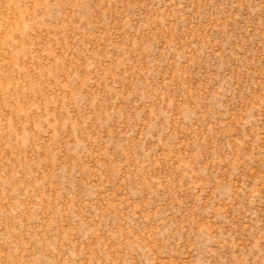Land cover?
I'll list each match as a JSON object with an SVG mask.
<instances>
[{"label":"rangeland","instance_id":"374dc122","mask_svg":"<svg viewBox=\"0 0 264 264\" xmlns=\"http://www.w3.org/2000/svg\"><path fill=\"white\" fill-rule=\"evenodd\" d=\"M0 264H264V0H0Z\"/></svg>","mask_w":264,"mask_h":264}]
</instances>
